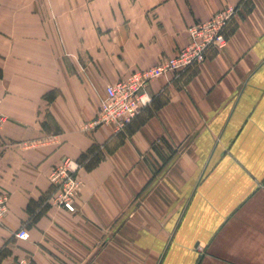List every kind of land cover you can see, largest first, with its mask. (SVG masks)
<instances>
[{"label":"crops","instance_id":"0c3cea01","mask_svg":"<svg viewBox=\"0 0 264 264\" xmlns=\"http://www.w3.org/2000/svg\"><path fill=\"white\" fill-rule=\"evenodd\" d=\"M229 5L224 48L153 79L122 131L92 124ZM0 115V264H264V0H0ZM67 157L75 211L53 201Z\"/></svg>","mask_w":264,"mask_h":264},{"label":"built area","instance_id":"2783aa9c","mask_svg":"<svg viewBox=\"0 0 264 264\" xmlns=\"http://www.w3.org/2000/svg\"><path fill=\"white\" fill-rule=\"evenodd\" d=\"M237 13V7L229 5L215 13L211 18L195 22L189 27L190 42L177 54L160 64L138 69L127 77L106 86L99 100L94 126L113 124L117 131H122L142 111L151 105L153 97L148 90L151 81L171 72L180 73L188 67L203 62L213 49L220 50L228 43V28ZM3 118L0 115V128ZM82 163L73 157L65 158L56 165L51 174L54 186L53 201L70 211H75L74 198L81 187L79 170ZM8 196L0 193V218L7 212ZM15 236L26 239L29 233L21 228ZM14 264H30L21 258Z\"/></svg>","mask_w":264,"mask_h":264},{"label":"trees","instance_id":"16d2710c","mask_svg":"<svg viewBox=\"0 0 264 264\" xmlns=\"http://www.w3.org/2000/svg\"><path fill=\"white\" fill-rule=\"evenodd\" d=\"M98 149L99 146L93 145L87 152L82 154L80 160L82 161L87 159V166L94 165L98 160L102 158V155L98 152Z\"/></svg>","mask_w":264,"mask_h":264}]
</instances>
